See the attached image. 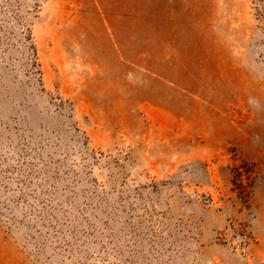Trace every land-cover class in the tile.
I'll return each instance as SVG.
<instances>
[{"label":"rangeland","instance_id":"rangeland-1","mask_svg":"<svg viewBox=\"0 0 264 264\" xmlns=\"http://www.w3.org/2000/svg\"><path fill=\"white\" fill-rule=\"evenodd\" d=\"M0 264H264V0H0Z\"/></svg>","mask_w":264,"mask_h":264}]
</instances>
